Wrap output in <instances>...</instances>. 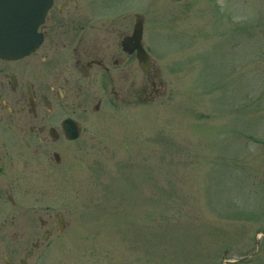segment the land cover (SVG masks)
<instances>
[{"label": "rangeland", "instance_id": "1", "mask_svg": "<svg viewBox=\"0 0 264 264\" xmlns=\"http://www.w3.org/2000/svg\"><path fill=\"white\" fill-rule=\"evenodd\" d=\"M79 1L143 16L166 93L85 123L39 180L60 264H264V0Z\"/></svg>", "mask_w": 264, "mask_h": 264}, {"label": "flooded vegetation", "instance_id": "2", "mask_svg": "<svg viewBox=\"0 0 264 264\" xmlns=\"http://www.w3.org/2000/svg\"><path fill=\"white\" fill-rule=\"evenodd\" d=\"M87 9L79 0H52L39 47L0 57V264H60L62 246L73 244L59 236L71 225L66 211L47 202L39 180L71 169L67 152L85 123L95 127L110 108L166 93L150 48L134 34L140 14L133 22Z\"/></svg>", "mask_w": 264, "mask_h": 264}, {"label": "water", "instance_id": "3", "mask_svg": "<svg viewBox=\"0 0 264 264\" xmlns=\"http://www.w3.org/2000/svg\"><path fill=\"white\" fill-rule=\"evenodd\" d=\"M51 5L52 0H0V57L20 58L39 47L38 28ZM134 34L143 38L142 16L136 19ZM142 59H147L144 49Z\"/></svg>", "mask_w": 264, "mask_h": 264}]
</instances>
